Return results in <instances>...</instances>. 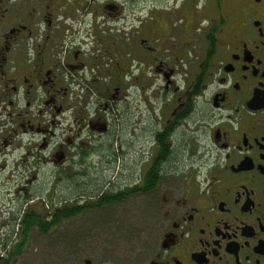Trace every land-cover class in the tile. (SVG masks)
<instances>
[{"label": "flooded vegetation", "instance_id": "flooded-vegetation-1", "mask_svg": "<svg viewBox=\"0 0 264 264\" xmlns=\"http://www.w3.org/2000/svg\"><path fill=\"white\" fill-rule=\"evenodd\" d=\"M69 1L0 0V264H264V0Z\"/></svg>", "mask_w": 264, "mask_h": 264}, {"label": "rangeland", "instance_id": "rangeland-1", "mask_svg": "<svg viewBox=\"0 0 264 264\" xmlns=\"http://www.w3.org/2000/svg\"><path fill=\"white\" fill-rule=\"evenodd\" d=\"M75 1L78 2L79 5H82L84 8L86 6H88V10L87 11H81L80 9L78 10V18H81V16L84 17V19L86 20H93V15H96V18H98L100 16L101 13H94L92 10V6H97L99 3L101 4L102 3V0H71L69 1L68 3L70 4L69 6H71L72 3H74ZM115 2H117L119 5H121V10L119 11V13H115L114 11L111 10V17H112V28H113V38L114 36L116 35H122V33H127L128 34L130 33V28L128 27V24H131L132 22L129 21V19H127V17H125L127 15V11H128V8H129V3L127 2L128 0H114ZM137 1H140L141 3L139 4L141 7L143 6H146V9L149 11V10H153V9H157V7L159 5H164V6H173L174 2L177 1L178 3H180L182 0H137ZM195 1V4H198L199 5V9L197 10V14L200 15L201 14V11L203 13H205L206 16H211V17H214L216 15L217 12V7H218V4L221 3V8H222V11H224L225 13H227V6L229 5V2H231L230 0H194ZM197 5V6H198ZM154 6V7H153ZM204 7V9L202 10V8ZM98 7H95L94 9H97ZM86 9V8H85ZM126 23V24H125ZM202 38H200V42H202ZM125 139V138H124ZM124 139H123V146H124V157H125V168H126V178H127V181L129 180V173H134V171H136V167H134L135 165H132L128 159V157H131L132 155H134V153L132 152L133 148L129 149L128 150V146H126L124 144ZM133 146L135 148H137V143L134 142L133 143ZM127 152V154L125 155V153ZM115 174L116 175V172H113V173H110L108 174V179L112 178V175ZM131 182V181H129ZM129 182H118V183H115V185H121L123 183H127V185H129ZM134 182V181H132ZM107 184H111V183H107ZM107 184H99V186L103 187L104 185H107ZM114 184V183H113ZM97 185H86L85 186V189H87V191L89 189H92V188H95L97 187ZM58 190H60L58 188ZM95 194H91V196H94ZM144 199L142 196L140 197H135L132 199V201L130 202H124L122 204H119V205H114L112 206L111 208L115 209V212L116 214V217L120 216V211L121 210V207L124 208L125 210V207H126V210L125 211H128L130 213V215H137L139 213V211L141 212V208H143V204H144ZM109 212V211H107ZM112 212V211H110ZM133 221L135 223H138V221H136V218L133 219ZM80 226H72L71 228H64L62 230H69L72 232V234H74V231L79 228ZM61 231V230H60ZM122 231V232H121ZM121 247L122 249H133V243H132V232H131V228L130 229H123L121 230ZM63 232V231H61ZM74 237V236H72ZM72 237L70 238H66V241L64 239L59 240V239H56V240H53L51 241L52 245V255L49 257V258H54L52 256H55L57 252H59L62 248H64L66 245V243L68 242L69 244V241L70 242H73V239ZM68 240V241H67ZM33 246L35 247V245H32V244H29L28 247H27V250H26V257L27 258V261L29 262L30 261V257L32 254L31 253H34V260H39V258L43 257L42 254H41V250H40V256H38V252H39V249L38 247H35V249L33 248ZM45 248V247H44ZM44 248H42V252L44 251ZM61 253V252H59Z\"/></svg>", "mask_w": 264, "mask_h": 264}, {"label": "trees", "instance_id": "trees-1", "mask_svg": "<svg viewBox=\"0 0 264 264\" xmlns=\"http://www.w3.org/2000/svg\"><path fill=\"white\" fill-rule=\"evenodd\" d=\"M137 189H139V188H134V190L132 192H135ZM119 198H120V194H116V200H119ZM102 205H104L103 202L98 203L97 205L88 206V208H94V207H98V206H102Z\"/></svg>", "mask_w": 264, "mask_h": 264}]
</instances>
